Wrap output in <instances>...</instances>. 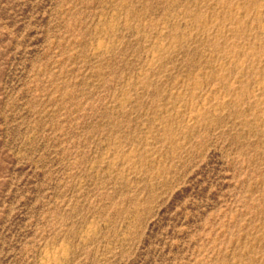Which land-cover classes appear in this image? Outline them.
Instances as JSON below:
<instances>
[{
  "label": "rangeland",
  "instance_id": "1",
  "mask_svg": "<svg viewBox=\"0 0 264 264\" xmlns=\"http://www.w3.org/2000/svg\"><path fill=\"white\" fill-rule=\"evenodd\" d=\"M0 264H264V0H0Z\"/></svg>",
  "mask_w": 264,
  "mask_h": 264
}]
</instances>
